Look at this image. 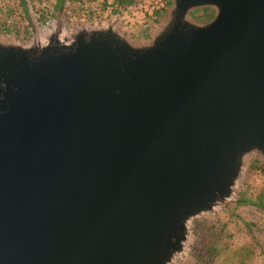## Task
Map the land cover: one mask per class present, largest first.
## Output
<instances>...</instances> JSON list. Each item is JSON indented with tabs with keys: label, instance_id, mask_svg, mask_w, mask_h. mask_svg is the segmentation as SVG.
Masks as SVG:
<instances>
[{
	"label": "water",
	"instance_id": "water-1",
	"mask_svg": "<svg viewBox=\"0 0 264 264\" xmlns=\"http://www.w3.org/2000/svg\"><path fill=\"white\" fill-rule=\"evenodd\" d=\"M172 3L150 41L0 38V264H171L264 158V0Z\"/></svg>",
	"mask_w": 264,
	"mask_h": 264
},
{
	"label": "rangeland",
	"instance_id": "rangeland-1",
	"mask_svg": "<svg viewBox=\"0 0 264 264\" xmlns=\"http://www.w3.org/2000/svg\"><path fill=\"white\" fill-rule=\"evenodd\" d=\"M166 1L136 0L121 13H113L112 6H106L112 0H66L64 8L55 9V15L46 23L37 20L39 13L31 4L30 14L34 21L31 32L27 35L1 32L0 38L23 43H46L54 31L73 34L84 26L115 23L133 41H150L151 33L166 19L173 4L172 0L169 4ZM163 4L165 7L160 8ZM214 15L213 8H199L192 11L191 17L196 22L205 23ZM252 164L264 165V158L259 154L251 156L231 202L221 204L211 212L199 214L190 221L186 249L171 264L264 263V208L244 201L246 198L255 199L264 191V173ZM214 242L215 249L212 246ZM245 244L253 246L252 252H246L243 247Z\"/></svg>",
	"mask_w": 264,
	"mask_h": 264
},
{
	"label": "trees",
	"instance_id": "trees-1",
	"mask_svg": "<svg viewBox=\"0 0 264 264\" xmlns=\"http://www.w3.org/2000/svg\"><path fill=\"white\" fill-rule=\"evenodd\" d=\"M2 0L0 2V33L15 32L18 34H29L30 27L34 26V21L30 14V5L36 9L39 16L37 20L41 23H46L51 17L55 15V9H63L66 0ZM109 0H106L108 2ZM136 0H112L106 6H112L113 13H121L123 10L129 8L135 3ZM105 2V3H106ZM166 4L171 3L170 0L165 2ZM49 4H52L50 6ZM165 7L163 4L160 8ZM160 10H156L158 12ZM253 167L259 169L264 173V165H254ZM247 203H251L260 208H264V191L256 196L255 199L246 198L244 200ZM251 222L248 223L250 225ZM215 243L212 244L215 249ZM244 249L246 252H252L254 249L251 244H245ZM247 257L248 255H244ZM241 262L244 263L242 259ZM264 264V263H263Z\"/></svg>",
	"mask_w": 264,
	"mask_h": 264
}]
</instances>
